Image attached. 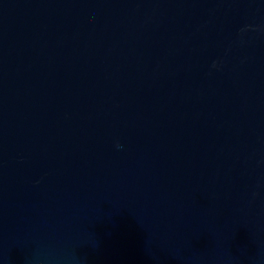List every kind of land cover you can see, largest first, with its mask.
Instances as JSON below:
<instances>
[{"label": "water", "instance_id": "1", "mask_svg": "<svg viewBox=\"0 0 264 264\" xmlns=\"http://www.w3.org/2000/svg\"><path fill=\"white\" fill-rule=\"evenodd\" d=\"M0 264H264V0H0Z\"/></svg>", "mask_w": 264, "mask_h": 264}]
</instances>
